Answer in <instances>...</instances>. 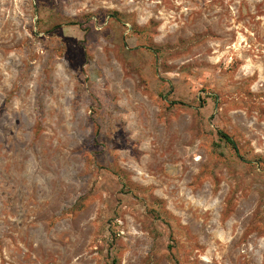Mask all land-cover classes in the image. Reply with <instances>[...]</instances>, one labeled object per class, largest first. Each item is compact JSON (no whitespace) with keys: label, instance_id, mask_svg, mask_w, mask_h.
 I'll return each mask as SVG.
<instances>
[{"label":"rangeland","instance_id":"rangeland-1","mask_svg":"<svg viewBox=\"0 0 264 264\" xmlns=\"http://www.w3.org/2000/svg\"><path fill=\"white\" fill-rule=\"evenodd\" d=\"M0 264H264V0H0Z\"/></svg>","mask_w":264,"mask_h":264},{"label":"trees","instance_id":"trees-1","mask_svg":"<svg viewBox=\"0 0 264 264\" xmlns=\"http://www.w3.org/2000/svg\"><path fill=\"white\" fill-rule=\"evenodd\" d=\"M219 135L228 145L232 146L234 150H238L236 141L231 136H229L227 133L223 131H220Z\"/></svg>","mask_w":264,"mask_h":264}]
</instances>
